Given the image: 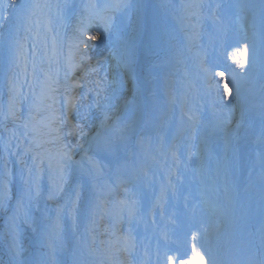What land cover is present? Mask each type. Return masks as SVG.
<instances>
[{
	"label": "bare ground",
	"instance_id": "1",
	"mask_svg": "<svg viewBox=\"0 0 264 264\" xmlns=\"http://www.w3.org/2000/svg\"><path fill=\"white\" fill-rule=\"evenodd\" d=\"M173 1L16 0L13 8L0 0V264L29 256L33 264H152L154 242L158 264H258L248 237L249 215L264 211V101L244 117L225 82L236 12L222 25L213 13L224 3L179 0L172 10ZM246 2L252 13L261 5ZM58 13L65 15L55 23ZM241 32L254 47L248 27ZM97 81L111 124L77 110L93 101L94 87L105 96ZM70 98L79 103L71 110ZM218 109L232 122L213 136ZM61 117L78 125L73 134L53 122ZM33 128L45 134L40 148ZM71 141L80 160L61 175L58 149ZM36 152L45 156L38 168ZM76 173L84 177L75 184Z\"/></svg>",
	"mask_w": 264,
	"mask_h": 264
},
{
	"label": "rangeland",
	"instance_id": "2",
	"mask_svg": "<svg viewBox=\"0 0 264 264\" xmlns=\"http://www.w3.org/2000/svg\"><path fill=\"white\" fill-rule=\"evenodd\" d=\"M67 11H69L68 9H66ZM64 15L65 14H63V13H58L57 14V16H56V21H55V23H59V22H61V18H64ZM69 18V20L67 19V18H65L64 20H63V22H65V24H68V21L70 22V17H68ZM59 32H60V30H59ZM60 34V33H59ZM56 42V41H55ZM58 43V42H57ZM56 44V43H55ZM60 49V54L62 55V57H63V52H62V49L60 48V47H58V50ZM57 50V51H58ZM61 58V57H60ZM187 60L188 59H183V61L186 63L187 62ZM56 62H58V61H56ZM59 63H60V65H61V63H62V59H60V61H59ZM181 68H183V72H186V71H188V70H186V68H184V65H182V67ZM172 79H173V76L171 77ZM172 79L171 80H169V81H171V82H168L169 84H167L168 86V88L169 89H171V92H172V85H173V81H172ZM209 84H212L213 86L214 85H217V83H216V79L215 80H213V79H210L209 80V82H208ZM213 83H215V84H213ZM215 87V86H214ZM215 90V92H216V90L217 89H214ZM219 91H220V88L218 89ZM209 91V90H208ZM207 91V92H208ZM170 92V93H171ZM206 92V93H207ZM217 93H215V95L213 96V98H211L212 100V103L211 104H215V103H217V105L219 104L218 102H217ZM164 96L168 99V101H173V100H175V94H168V93H164ZM174 98V99H173ZM171 99V100H170ZM174 102V101H173ZM189 102V101H188ZM170 103V102H169ZM216 105V104H215ZM186 106H187V104L185 103V104H183V109L185 110L186 109ZM186 112H187V110H185ZM187 118H190V115H185ZM207 126H209V125H207ZM251 134H247V136H250ZM252 136V135H251ZM139 138V137H138ZM249 144H251V143H249ZM129 148V147H128ZM140 156L141 157H143L144 156V154H140ZM77 174V175H76ZM74 176H73V183H78V181H81L82 180V178L84 177V175L83 174H81V173H76ZM81 176V177H80ZM77 178V179H76ZM79 178V179H78ZM74 185V184H73ZM232 197H227V199L228 200H230ZM251 203H252V206L253 207H255L256 205L258 206V207H260V205H259V201H258V199H256L255 201L254 200H251ZM249 219L251 220V222L252 223H254L253 224V233L252 234H250L249 235V242L248 241H246L245 243H251L250 245L252 246H250V249H251V251L253 252V255H255V256H257L258 257V264H264V211L262 210V209H258L256 212H255V214L254 215H249ZM176 220V219H175ZM259 227V228H258ZM255 233V234H254ZM149 236H151V235H149ZM251 236V237H250ZM168 237V238H167ZM165 238H166V241H167V244H170L169 242H173V237L172 236H165ZM247 238V239H248ZM187 240H188V238H186V240H185V242H184V244H186V242H187ZM251 241V242H250ZM178 243V241H176V244ZM188 244V243H187ZM138 244L136 243L135 244V246H137ZM188 247V246H187ZM193 248H194V246H192ZM188 249V248H187ZM195 249V248H194ZM148 252H151L149 255H147V258H149L150 256H151V254H157V252H159V250H158V248H157V244H156V242H154V245H152V251H148ZM147 252V253H148ZM163 252V251H162ZM202 253H204V251L202 250L201 251ZM139 254L140 255H143V252H140L139 251ZM236 256L237 255H239L238 254V252H236L235 251V253H234ZM151 256V261H153V263L152 264H158L157 262V259H156V257H154V256ZM208 255V254H207ZM160 259H161V257H160ZM180 260H176V262H179ZM185 264H187V263H185ZM202 264H228V262H227V260L224 258H220V259H217V260H205V261H203L202 262ZM235 264H243V262L241 261V260H239V259H237V260H235Z\"/></svg>",
	"mask_w": 264,
	"mask_h": 264
},
{
	"label": "snow or ice",
	"instance_id": "3",
	"mask_svg": "<svg viewBox=\"0 0 264 264\" xmlns=\"http://www.w3.org/2000/svg\"><path fill=\"white\" fill-rule=\"evenodd\" d=\"M10 5L11 7L15 8L17 7L16 5V0H10ZM120 5H116V7H119ZM35 7H39V5H36V4H33V5H20V9H21V12L24 11L25 8H35ZM7 20V17H3V16H0V27H3V24L4 22ZM91 39H96L95 36L91 37ZM20 48L22 49L23 48V44H20L19 45ZM92 71H95V69H92ZM97 86L99 87V81H97ZM97 96H99V91H97ZM74 106V101L73 99H69L68 100V108L69 110H71V108ZM53 122L55 123H60V124H65V123H69L68 119L66 117H61L57 120H54ZM25 128L28 127V124H25L24 125ZM78 125H72L70 130H69V135L73 134V130L75 128H77ZM33 131H36L35 128H33ZM80 135H85V133H83V131L80 132ZM33 144L35 145L36 148H40L41 147V143L38 139H36V137H33ZM68 148V145H64V149H67ZM25 151H32L31 147L28 148V149H25ZM59 158L57 159V162H56V169H57V172L59 174H63L64 172V169L67 165L68 162L71 161V154L69 151H61L59 154H58ZM48 160H49V168L51 169L53 167V164H52V157H47ZM33 159V164H34V167H39V165L37 164V161H39V164H43L44 162V159H45V156H43L40 152H36L35 155H33L32 157ZM32 172V169H29V173L31 174ZM6 199V196L4 197ZM15 220V218L13 217V221Z\"/></svg>",
	"mask_w": 264,
	"mask_h": 264
},
{
	"label": "water",
	"instance_id": "4",
	"mask_svg": "<svg viewBox=\"0 0 264 264\" xmlns=\"http://www.w3.org/2000/svg\"><path fill=\"white\" fill-rule=\"evenodd\" d=\"M39 23H40V22L36 20V24L39 25ZM38 33H40V32H38ZM44 38H45V37H44ZM44 47H45V48H48L46 43L44 44ZM54 50H55V52H56V45H55ZM65 124H67L68 127H69V125H70V128H71V124H70V123H65ZM39 131H40L39 129H36V131H34V132H36V133L38 134V135H37V136L39 137L38 140L40 141L41 146H43V145H42V144H43V140H42V139L45 140V136H44L45 134H44V133H43V135H42V134H39V133H40ZM48 137H49V136H48ZM46 139H49V138L46 137ZM71 143H72V141H71ZM58 152L60 153L61 150H60V151L58 150ZM69 152H70V151H69ZM70 154H71V153H70ZM71 159H72V155H71ZM67 164H68V163H67ZM26 264H33V257H32V256H29V257L26 259Z\"/></svg>",
	"mask_w": 264,
	"mask_h": 264
}]
</instances>
